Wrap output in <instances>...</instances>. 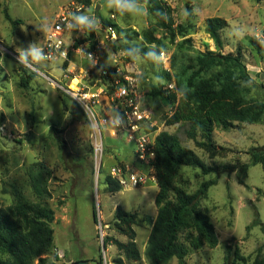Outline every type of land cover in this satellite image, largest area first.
<instances>
[{"label":"rangeland","instance_id":"374dc122","mask_svg":"<svg viewBox=\"0 0 264 264\" xmlns=\"http://www.w3.org/2000/svg\"><path fill=\"white\" fill-rule=\"evenodd\" d=\"M72 1L75 0H0V208L13 206L15 187L36 202L30 176L38 164L44 165L51 172L48 202L55 211L52 223L55 248L46 256L48 264L78 261L116 264V258H122L125 264H150L145 251L152 229L148 219L156 218L159 209L157 182L122 189L115 194L108 192L104 181L111 167L122 162L136 171L142 170L135 160L131 162L133 144L123 134H112L107 126L101 128L100 136L80 102L66 92L70 81L64 66L42 58L33 63L29 54L30 47L40 52L61 8ZM125 2L130 9H117L109 0L103 3L92 0L87 13L93 18V12L101 4L100 17L115 27L120 46L116 48L105 41L120 66H130L140 72L145 102L153 111L152 130L158 134L179 132L183 144L193 149L208 166L237 168L218 178L216 173L204 175L197 168L180 169L175 185L189 193H194L204 181L217 178V184L210 187L208 196L201 202V209L214 224L219 244L216 248L206 244L195 247L194 234L184 232L181 238L188 247L185 264H235V248L251 262L258 256L264 257V169L260 164L244 169L250 163L247 154L250 148L264 146V117L259 123H236L237 127L229 131L216 128L214 141L220 149L209 153L186 137L185 128L166 125V117L172 115L175 107L165 105L158 96L149 95L154 86L167 88L166 72L172 75L175 85L180 78H186L184 72L200 53L237 55L241 50L255 81L249 86L247 97L264 102V53L254 51L249 41L256 38L264 44V1L164 0L165 24L152 17L145 4ZM5 12L15 23L6 18ZM212 17L224 18L229 24L220 32L222 48L217 47L207 32L206 20ZM149 29H154L156 36L163 39L162 50L170 56L168 65L160 63L157 57L151 60L126 50L129 46H143V33ZM81 36L71 39L74 49L86 43L87 38ZM99 36L105 39L104 32ZM22 55L27 57L24 62H21ZM108 57L106 54L105 58ZM80 61V55L72 52V64ZM76 68L78 71L81 66ZM25 71L34 76L29 88L22 86ZM97 79L94 75L92 80L86 78L85 83L94 85ZM106 92L111 94L110 90ZM98 138L104 143L100 170L95 157ZM118 206L136 215L134 228L142 255L138 262L128 261L113 245L103 248L108 236L128 241L115 227ZM257 220L261 223L255 224ZM59 252L64 258L59 257ZM169 264H179V261L174 258Z\"/></svg>","mask_w":264,"mask_h":264},{"label":"trees","instance_id":"16d2710c","mask_svg":"<svg viewBox=\"0 0 264 264\" xmlns=\"http://www.w3.org/2000/svg\"><path fill=\"white\" fill-rule=\"evenodd\" d=\"M77 1L87 6L92 5V0ZM133 1L145 4L150 15L158 22H167L164 0ZM190 3L191 1L188 2L189 8ZM5 16L11 23H15L8 12H5ZM206 24L207 32L217 47L222 48L220 32L228 27V21L221 17H212L206 20ZM91 33L94 34L93 29ZM143 37V46L126 47L128 53L143 54L151 60L157 57L161 63L160 52L165 47L163 39L156 36L154 29L144 31ZM249 41L254 51L258 54L264 53L263 43L256 38ZM114 46L118 48L119 42ZM166 75L168 83H172V75L169 72ZM183 75L186 78L177 81L175 92L154 86L149 95L158 96L165 105L175 107L172 115L166 117V125H180L185 128L186 137L194 140L205 151L215 153L220 149L214 141L216 128L229 131L237 127L236 123L254 124L263 120L264 102L247 97L248 88L255 81L247 69L241 50L237 55L222 52L200 53ZM33 78L32 74L25 71L22 86L29 88ZM155 148L154 166L159 188L156 203L159 209L156 218L148 219L152 229L145 255L150 264H169L174 258L178 259L179 264H185L188 247L181 238L184 232L190 231L194 234L195 247L203 244L210 248L218 246L215 226L209 215L201 209V202L208 196L210 187L217 184L219 175L231 173L237 168L206 165L193 149L183 144L179 132H160L155 140ZM247 154L250 155V163L244 165L245 170L250 165L257 164L264 169V146H254ZM119 165L125 166L122 162ZM182 167L200 169L204 175L216 173L217 178L204 181L194 193H189L184 187L175 185ZM50 177L48 168L38 164L36 171L30 176V185L38 200L31 201L21 189L15 187L13 206L10 209L0 208V264H35L37 261L38 264H48L46 256L55 248V232L52 228L55 211L48 202ZM104 184L110 193L122 191L120 183L108 173ZM95 221L97 222L96 216ZM114 221L118 232L128 241L108 236L104 239L106 247L115 246L128 261H140L142 255L134 228L136 215L118 206ZM254 223L261 222L257 220ZM234 256L235 264H264V257L258 256L251 262L241 255L238 248H235ZM115 262L125 264L122 258H116Z\"/></svg>","mask_w":264,"mask_h":264},{"label":"built area","instance_id":"2783aa9c","mask_svg":"<svg viewBox=\"0 0 264 264\" xmlns=\"http://www.w3.org/2000/svg\"><path fill=\"white\" fill-rule=\"evenodd\" d=\"M90 6L80 1H72L61 8L48 32L44 45L40 49V58L49 62H60L64 66L66 78L69 84L66 92L74 96L89 114L94 127L102 133L101 128L110 127L114 135L123 134L134 144L136 161L144 169L136 171L128 166L115 165L108 171V175L120 183L122 189H133L156 183L155 140L158 135L153 127V111L146 105L145 95L141 86L140 72L130 66H120L116 55L106 43L112 46L118 44V33L113 25H107L105 21L93 12V18L87 13ZM87 15L91 21L89 26H80L74 17ZM115 18L114 15L111 16ZM94 34L92 35L91 30ZM98 31L105 33V39H101ZM87 38L86 43L80 49H74V37ZM68 37V39H67ZM80 55L81 68L77 71L71 62V54ZM110 57L107 59L105 55ZM113 57V58H112ZM160 60L164 65L170 62V56L166 51L160 52ZM98 77L94 85L85 83L86 78ZM100 83V85H99ZM170 91H176L174 82L167 85ZM110 90L111 94L106 91ZM104 99L106 104L104 103ZM104 114H100V112ZM104 143L98 138L95 141V157L99 166L102 165ZM59 257L64 254L59 252Z\"/></svg>","mask_w":264,"mask_h":264},{"label":"clouds","instance_id":"9594fccd","mask_svg":"<svg viewBox=\"0 0 264 264\" xmlns=\"http://www.w3.org/2000/svg\"><path fill=\"white\" fill-rule=\"evenodd\" d=\"M110 5H115L117 9H130V6L125 0H109ZM76 23L80 26H89L91 21L87 15L74 17ZM29 54L32 58V62L36 63L40 60L39 50L36 47H30ZM27 59L24 55L21 56V62Z\"/></svg>","mask_w":264,"mask_h":264},{"label":"water","instance_id":"95a60500","mask_svg":"<svg viewBox=\"0 0 264 264\" xmlns=\"http://www.w3.org/2000/svg\"><path fill=\"white\" fill-rule=\"evenodd\" d=\"M104 1H105V0H102V3H103ZM101 7H102L101 4H98V5H97V8H96L97 13L100 12ZM103 248H104V250L107 249V247H106L104 241H103ZM73 264H88V262H87V261H78V262H74Z\"/></svg>","mask_w":264,"mask_h":264},{"label":"crops","instance_id":"0c3cea01","mask_svg":"<svg viewBox=\"0 0 264 264\" xmlns=\"http://www.w3.org/2000/svg\"><path fill=\"white\" fill-rule=\"evenodd\" d=\"M95 6H96V4H95ZM101 9H102V7H101ZM96 12H97V11H96ZM98 14H99V13H98ZM99 15H100V14H99ZM100 32H101V31H99L98 33L100 34ZM81 62H82V61H80L79 63H76V65H80ZM130 143L133 144V142H130ZM133 148H134V144H133ZM134 160H135V162H137L136 159H135V153H134V151H133V158L131 159V162H133ZM137 164L140 165L138 162H137ZM140 166H141V165H140ZM141 169H144L143 166L141 167ZM70 262H71V261H70Z\"/></svg>","mask_w":264,"mask_h":264}]
</instances>
